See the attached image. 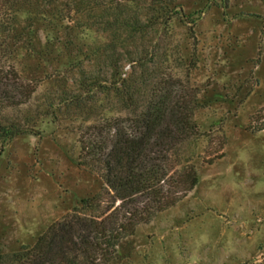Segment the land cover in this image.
Returning a JSON list of instances; mask_svg holds the SVG:
<instances>
[{
	"label": "rangeland",
	"instance_id": "374dc122",
	"mask_svg": "<svg viewBox=\"0 0 264 264\" xmlns=\"http://www.w3.org/2000/svg\"><path fill=\"white\" fill-rule=\"evenodd\" d=\"M148 1L171 6V0ZM175 4L182 12L168 24L157 19L146 33V43L155 46L146 61L149 74L123 63L121 77L134 69L148 89L168 80L196 94L200 134L181 152L194 164L198 182L174 205L137 224L117 245L111 264H264V129H252L254 120L264 123V0ZM26 16L13 18L17 32ZM43 23L34 24L31 42L18 34L13 50H0L1 65L13 64L23 83L35 85L25 104L0 111L1 120L26 130L0 140V249L6 255L32 245L102 187L98 174L78 163L79 136L103 116L124 114L109 95L104 62L82 54L107 42V34L79 30L73 44L82 51L69 67L66 57L39 53ZM94 77L103 85L85 92Z\"/></svg>",
	"mask_w": 264,
	"mask_h": 264
},
{
	"label": "trees",
	"instance_id": "16d2710c",
	"mask_svg": "<svg viewBox=\"0 0 264 264\" xmlns=\"http://www.w3.org/2000/svg\"><path fill=\"white\" fill-rule=\"evenodd\" d=\"M144 1L140 5L135 0H0V46L7 42L0 50H13L17 42L12 37L18 34L31 42L34 24L43 21L46 32L39 53L45 59L50 53L55 59L66 57L63 65L71 67L76 52L82 51L73 44L78 31L95 27L105 32L107 42L82 54L104 62L106 83L112 87L109 95L124 111L87 124L79 136L78 163L97 173L102 187L50 224L32 245L10 255L0 249V264H111L117 245L134 233L137 224L174 205L197 184L195 166L181 152L200 134L194 118L200 106L196 94L168 80L148 89L134 76V69L121 77L123 63H133L141 67L142 75L149 74L146 61L155 51L154 44L145 40L149 26L157 19L168 24L182 12L176 0L159 8ZM20 13L27 15V24L17 32L12 21ZM62 27L61 36L56 32ZM19 74L13 64L0 63V111L25 104L34 92L35 85L23 83ZM97 78L91 79L85 92L103 85ZM2 116L0 112L1 141L26 131L21 123L1 120ZM257 121L252 129H264V123L256 126Z\"/></svg>",
	"mask_w": 264,
	"mask_h": 264
}]
</instances>
